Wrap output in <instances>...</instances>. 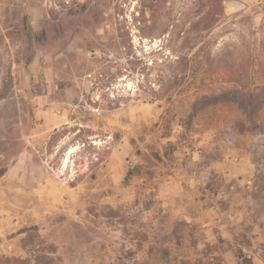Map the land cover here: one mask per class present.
Wrapping results in <instances>:
<instances>
[{"label":"rangeland","instance_id":"374dc122","mask_svg":"<svg viewBox=\"0 0 264 264\" xmlns=\"http://www.w3.org/2000/svg\"><path fill=\"white\" fill-rule=\"evenodd\" d=\"M191 2L0 0V264H264V0Z\"/></svg>","mask_w":264,"mask_h":264},{"label":"trees","instance_id":"16d2710c","mask_svg":"<svg viewBox=\"0 0 264 264\" xmlns=\"http://www.w3.org/2000/svg\"><path fill=\"white\" fill-rule=\"evenodd\" d=\"M189 9L193 12L192 14H194V17L196 18L192 19L189 23L186 39H188L187 37H189L191 32H194L196 34H203L202 38H204V36H208V34L222 21L224 14V0H192ZM210 47V40H205L200 44L198 52L194 55V57L198 60L199 58H201L197 63V69L195 70V72H193L194 76L198 75L199 73H201L202 75H206L209 72L208 68L212 67L213 61L209 56ZM261 47L264 48V41H261ZM251 61H253V63H251ZM251 61H248L247 63H240L236 60H234L233 62L229 61L222 68V74L227 77L228 81L238 84L240 83L242 75L247 73L249 69L248 66H251L252 64L253 66L258 67L257 73L264 80V64L262 62H259L258 60L256 62L254 59ZM204 62L206 64L208 63V68ZM202 64L203 67L202 69H200L199 66ZM240 86V90H234L237 97L241 96L246 89V85ZM245 93L251 98H254L256 96L254 92H251L249 89H247ZM168 262L170 264H193L189 260H170ZM197 264L203 263H200L199 261Z\"/></svg>","mask_w":264,"mask_h":264}]
</instances>
